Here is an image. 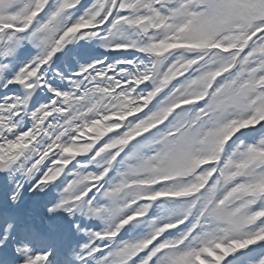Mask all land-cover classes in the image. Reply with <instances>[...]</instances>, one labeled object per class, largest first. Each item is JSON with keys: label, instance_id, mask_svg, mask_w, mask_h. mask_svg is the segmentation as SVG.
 Returning <instances> with one entry per match:
<instances>
[{"label": "snow or ice", "instance_id": "6c2138e0", "mask_svg": "<svg viewBox=\"0 0 264 264\" xmlns=\"http://www.w3.org/2000/svg\"><path fill=\"white\" fill-rule=\"evenodd\" d=\"M0 264H264V0H0Z\"/></svg>", "mask_w": 264, "mask_h": 264}]
</instances>
